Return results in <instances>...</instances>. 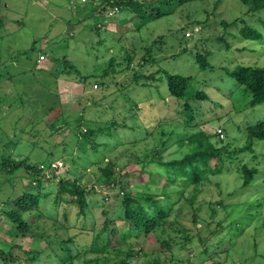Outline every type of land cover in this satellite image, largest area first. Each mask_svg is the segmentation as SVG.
Listing matches in <instances>:
<instances>
[{"label": "rangeland", "instance_id": "rangeland-1", "mask_svg": "<svg viewBox=\"0 0 264 264\" xmlns=\"http://www.w3.org/2000/svg\"><path fill=\"white\" fill-rule=\"evenodd\" d=\"M100 2L0 0V160L25 159L36 164L41 171L39 176H35L21 168L8 175L0 169V248L7 251L10 245H17L10 254L12 258L23 261L22 264H29L27 251L39 252L46 248L48 237L45 235L48 231L54 233L53 227L57 222L61 230L59 227L55 233L62 237L67 234L62 231L63 223L69 233L76 230L90 232L92 226L101 224L103 218L99 204L109 209L117 204V195H122L118 188L100 184L102 179L98 168L107 160L130 173V176H125L122 172L120 182L132 187L147 181V175L138 173L136 160H143L145 156L148 159L162 142L167 147L200 130L218 135L216 141L223 135L224 142L240 147L245 142L244 128L264 116V106L244 107L247 101L242 92L232 99L233 106L227 101L229 86L224 73V68L232 69L238 64L264 67V29L261 25L264 8L249 11L252 5L245 6L239 0H220L214 8L217 0H193L175 6L170 15L145 20L144 26L141 25L144 21L140 22L122 10L103 13L100 19L89 16L77 22L84 11H98ZM153 3L154 7L157 6L156 0ZM69 19L72 20L70 24L66 22ZM230 23L233 24L224 26ZM93 25L99 33L89 29ZM137 25L142 26L141 29ZM246 26L247 29L254 27L255 30H248L254 40L230 36L229 33L240 37L241 29ZM257 31L262 35L260 40L256 38ZM160 36L163 37L162 43L153 48L156 62L146 64L140 58L144 47ZM227 45L231 47L229 51ZM197 51L209 53L210 67L207 71L198 69L194 55ZM42 52L47 55L46 63L51 66L48 69L46 63L37 65ZM127 55L133 60L128 68ZM64 57L77 69L78 76L73 67L62 63ZM135 69L144 75L162 70L171 75L190 76L193 78L192 88L196 90L207 91L209 83L212 87L218 85L223 90L222 95L211 91L221 105L213 114L220 118L215 119L216 116L210 114L209 117L214 118L211 123L194 130L178 123H164L143 142L135 146L128 144L141 140L144 135L142 129L135 127L139 121L145 119L149 123V120L142 112L138 116L131 115L132 110L127 109V97L130 101L142 103L146 114L153 108L159 117L163 114L158 111L161 104L156 103L155 106L153 101L161 102L163 99L157 97L166 98L167 95L165 81L163 86L159 82L154 83L158 92L152 86L150 90L135 88ZM104 72L108 73L107 76ZM156 77L161 78L162 75ZM60 81L66 84L60 87ZM143 82L142 78L139 83ZM61 89L62 101L59 103ZM74 94H77L75 99ZM146 100L147 105L144 104ZM163 101L167 103L166 99ZM67 102L72 110L65 105ZM150 102L153 103L149 106ZM61 105L63 109L71 110L63 119L58 116ZM238 108L240 112H237ZM163 110L165 112V107ZM154 112L151 121H155ZM110 123L127 127H108ZM133 127L134 130H129ZM90 129L96 132L88 139L83 133ZM169 131L173 134L167 140L165 133ZM93 142L96 146L90 149ZM186 148L172 145L163 154V159L180 158ZM240 157L258 172L249 187L241 188L236 165L228 166L221 175H209V180L200 184L196 201L198 205H204V211L201 205L195 220L187 200L182 198L178 203L176 200L175 210L181 224L175 223L169 228L170 236L165 237L171 238L169 247L141 235L131 240L129 246L115 241L114 248H122V254L114 249L103 253L101 256L106 259V264L120 261L129 249L133 254L126 260L127 264H264V206L260 199L264 195V140L253 144V153L246 152ZM213 165L216 163H211ZM150 168L157 175V167L153 164ZM157 178L163 182L162 177ZM65 179L79 181L89 191L90 194L86 195L89 203L87 217H77L75 206L69 207L64 202H60L58 208L54 205L57 183ZM29 191L41 196L48 194L41 199L39 210L42 216L36 222L44 236L34 237V234L15 238L9 234L12 224L1 217V211L13 209L10 202ZM190 191V187L186 189V197ZM65 209L67 223L62 216ZM26 219L29 221L28 217ZM173 220L171 217L170 221ZM181 225L187 238L179 230ZM125 227L123 222L118 224L120 229ZM123 233L127 237V232ZM84 241L88 240L80 237L79 242ZM54 252H58L56 247ZM51 257L43 255L41 263L48 258L55 264V257L52 254Z\"/></svg>", "mask_w": 264, "mask_h": 264}, {"label": "trees", "instance_id": "trees-1", "mask_svg": "<svg viewBox=\"0 0 264 264\" xmlns=\"http://www.w3.org/2000/svg\"><path fill=\"white\" fill-rule=\"evenodd\" d=\"M154 1L155 0H99L101 8L98 9L99 6H97L98 8L96 7L95 9H98V11H84L82 16L79 15L77 22L80 23L89 16L100 19V15L103 13L106 14L109 11L117 13L122 10L129 12V15L139 19L140 22L144 21L141 24L144 26L146 24L145 20L152 21L170 15L175 6L184 5L193 0H156L157 6L155 7V3H153ZM239 1L245 6L252 5V8L249 9V11H257L264 8L263 0ZM219 2L220 0H217L214 8L218 6ZM96 13L97 16H94ZM148 13L149 15L145 17V14ZM71 21L72 20L69 19L66 22L70 24ZM242 22L245 21L242 20ZM231 24L233 23L224 24V26L228 27ZM261 25L264 29V22H262ZM114 26L115 25H113L112 28H114ZM142 26L139 27L137 25L140 29ZM89 29L96 30L97 33H99V30L94 25ZM248 30L255 29L253 26L248 29L247 26L242 28L240 37L234 36L231 33L229 34L231 37H234V39L243 38V40H254V37L250 36ZM257 33L256 38L260 40L262 35H260L258 31ZM157 38V40H154L144 47V54L140 58L146 64L152 65L156 62L153 48H155L157 44L159 45L162 43L163 37L160 36ZM230 48V45H227V51H229ZM242 50H245V47H243ZM207 54L209 53L201 54L198 51L194 54L195 62L198 65V69L201 71H207L210 67ZM132 61L131 56L127 55L126 68L132 64ZM62 63H64L66 67H73L65 57L63 58ZM140 66L141 65H139V67ZM74 72L76 75L78 74L76 68H74ZM134 72L133 83L135 88L141 87L150 90L152 86L156 90L158 86L154 83L159 82L160 85L162 84L163 86V82L165 81L167 86L166 98L163 96V98L159 96L157 98L163 100L166 99L167 103H164L163 100L161 101L162 103L155 100L153 101L154 103H149V106L152 103L155 106L156 103L161 104L158 111L163 114L158 117L153 111V108H150L148 111L149 113L146 114L143 105H141L142 103L139 104L134 100L130 101L129 97H127L128 99L126 98L128 105L127 109L132 110L131 115L138 116L139 113L142 112L143 116L149 120V123H147L145 119H143V121H139L138 127H135L142 129L144 135L141 140L139 142L132 141L128 144L135 146L136 144L143 142L150 136H153L157 129L161 127V124L164 123H178L182 127L191 130L199 128L202 124H210L211 120L214 118H210L209 115H214L213 112L221 107L220 103L214 99L212 93V91H214L216 94L222 95L223 90H221L218 85L212 87L209 83L207 91H204L203 89L196 90L192 88L193 78L190 76L171 75L162 70H158L156 73L149 75H144L137 69H135ZM224 73L229 86L226 96L227 101L232 103V99H234L235 95H240L242 92V96H244L247 101L244 107L253 109L257 106H264V67L238 64L232 69L224 68ZM107 74V72H104L105 76H107ZM159 74L162 75L161 78L156 77ZM142 78L144 82L140 84L139 81ZM158 91L159 90H156L155 92ZM146 95L149 97L148 93H146ZM148 100L144 102L145 105L148 104ZM231 105L233 106V103ZM164 107L165 112L163 110ZM153 112L155 114V121H151V114H153ZM237 112H240V108H238ZM214 116H216L215 119L220 118L217 115ZM116 125L124 128L127 127L126 125H119L116 123H110L108 127L115 128ZM135 128L133 127L129 130H134ZM244 129L245 142L240 147H235L234 143L224 142L223 135L221 140L216 141L215 139L218 135H209L200 130L191 133L186 138L184 137L175 141L167 147H165V142H162L159 144V148L156 151H153L152 156L148 159L147 156H145V159L143 160H136L135 166L139 167L138 173L147 175V181L146 183L141 182V184H135L132 187L121 185L120 182L122 172H124L125 176H127V174L130 176V173L125 172L124 169H118L112 161L107 160L103 166L98 168V171L100 172L99 177L102 179L100 184L121 190V197L120 195H117V204L109 209L105 207L104 204H99L100 214L103 220L100 225L92 226L89 230L90 232L76 230L69 233L67 229L68 227L62 222V231L67 232V234L62 237L55 233L59 229L60 224L58 222L57 224H54V233L48 231L47 235H45L48 237V239H46V248L39 252L34 250L26 252V254H30L29 264H48L50 263L49 259L52 258L51 254L55 257V264H78V261H80L79 264H106V259H103L101 256L103 253H109L110 249H114L118 253H121L122 251V248H114L113 244H115V241H122L121 245L126 244L129 246L132 243L131 240H134L138 235L146 238L151 237L169 247L168 241L171 238H165L170 236V234H168L169 228H172V225L175 223L181 224L178 221V211L176 212L175 206L180 200H182V198L186 199V202L192 209L193 219L195 220L197 217L196 213L201 210V205H203H198L199 202L196 201L197 194L200 191V184L202 181L209 180V175H221L225 172L224 170H226L228 166L234 167L236 165V171H238V176L242 182L241 188L249 187L254 181V177L258 173L257 169L249 167L247 162H245L240 156L246 152L253 153V144L256 141L264 140V116L263 118H258L253 124L247 125ZM95 132V130L91 129L85 130L83 135L89 139ZM165 134L168 136L167 140H169L172 137L173 132L169 131ZM172 145H176L177 148H182L184 146H187V148L185 152H181L182 155L180 158L164 160L163 154ZM95 146V142H93L89 148L94 149ZM156 154L158 156H156ZM213 162H215L216 165L211 166V163ZM153 164L157 167V175L155 174L154 169L150 168ZM21 168L30 171L31 174L35 176H39L41 172L36 164L28 163L25 159L15 160L12 158H2L0 160V169L5 171L8 175L14 174ZM158 176L163 178V182L157 178ZM140 178H142V176H140ZM189 187L191 188V191L189 192L188 197H186V189ZM88 194H90L89 191L86 190V187L80 184L79 181H69L68 179L61 180L57 183V192L53 203L56 207H59L60 202H64L69 207L75 206L78 209L76 214L77 217L81 215L87 217L89 203L86 201V195ZM47 196L48 194L46 193H43L41 196L39 193L35 194L29 191L10 202L14 206L13 209L1 211V217H5L6 220L12 224L9 232L12 237H29L34 234L36 235L34 237L44 236L43 233H40L41 227L36 224V222L42 216V213L39 210L41 199ZM260 199L261 204L264 206V195L260 197ZM196 204L198 207H195ZM203 208L204 205L202 206V210L204 211ZM62 216L64 217L65 223H67L68 213L66 209L63 210ZM27 217L29 218V221H27ZM171 217H173V221H170ZM120 222L125 224L126 227L124 230L118 228ZM179 227V230H181L185 236L186 231L182 225ZM123 232H127V237H125L126 234ZM82 236L88 241L79 242L80 237ZM118 238L119 240H116ZM15 246L17 245H10L7 251L0 248V263L22 264L21 262L23 261H20L19 258L15 259L11 257L10 251ZM54 247L58 249L57 253L54 252ZM124 254L125 257L115 264H127L126 260L132 256L133 251L129 249L124 252ZM43 255H47L49 259L46 258L45 261L42 260L41 263V257ZM90 256H93V258L88 259ZM218 264L220 263L218 262Z\"/></svg>", "mask_w": 264, "mask_h": 264}, {"label": "crops", "instance_id": "crops-1", "mask_svg": "<svg viewBox=\"0 0 264 264\" xmlns=\"http://www.w3.org/2000/svg\"><path fill=\"white\" fill-rule=\"evenodd\" d=\"M40 55H44V57H45V60L44 61H41V63L38 61L39 60V57H40ZM39 57H38V60H37V65H43L44 63H46V60H47V55L44 53V52H42V53H40L39 54ZM46 68L48 69V68H50L51 66L50 65H48L47 63H46ZM63 84H66V83H63V81H60L59 82V86L60 87H62V85ZM62 96V89H61V91L59 92V103H60V101H62V99H61V96ZM77 94H74V96H73V99H75V96H76ZM70 103H71V106L73 105L72 104V102L70 101ZM66 106H69V104H68V102H67V104H65ZM64 106V105H63ZM71 106H69V108L72 110V108H71ZM60 107H62V105L60 106ZM70 109H63V107H62V109L61 108H59V117H62V119L66 116V112L67 111H71ZM55 112H57V111H55Z\"/></svg>", "mask_w": 264, "mask_h": 264}, {"label": "built area", "instance_id": "built-area-1", "mask_svg": "<svg viewBox=\"0 0 264 264\" xmlns=\"http://www.w3.org/2000/svg\"><path fill=\"white\" fill-rule=\"evenodd\" d=\"M187 36H188V34H186ZM45 59V57L44 56H40L39 57V62L40 61H42V60H44ZM221 131L220 130H218V133H220ZM220 137H222V135H220ZM54 166V164L52 165V167Z\"/></svg>", "mask_w": 264, "mask_h": 264}, {"label": "clouds", "instance_id": "clouds-1", "mask_svg": "<svg viewBox=\"0 0 264 264\" xmlns=\"http://www.w3.org/2000/svg\"><path fill=\"white\" fill-rule=\"evenodd\" d=\"M39 61V60H38Z\"/></svg>", "mask_w": 264, "mask_h": 264}]
</instances>
